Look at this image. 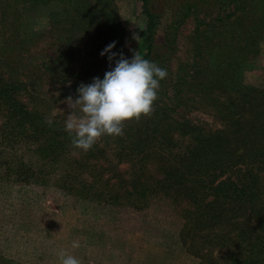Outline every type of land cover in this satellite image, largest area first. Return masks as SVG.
Returning <instances> with one entry per match:
<instances>
[{
	"label": "trees",
	"instance_id": "trees-1",
	"mask_svg": "<svg viewBox=\"0 0 264 264\" xmlns=\"http://www.w3.org/2000/svg\"><path fill=\"white\" fill-rule=\"evenodd\" d=\"M51 1L46 15L57 43L28 74L26 64L40 59L28 57L40 35L32 28L23 37L25 18L31 25L37 5ZM138 1L139 53L166 69L167 78L150 116L126 121L122 136L105 134L85 152L72 146L58 119L48 126L39 92L20 77L68 86L103 79L111 69L95 61L96 51L120 46L123 38L114 0H0V177L53 183L110 206L164 205L181 218L180 240L198 264H264V77L244 81L264 41V0H179L160 44L156 15L148 0ZM201 11L209 14L196 17ZM190 14L191 69L178 62L169 70L178 24ZM79 42L86 48L82 58ZM80 59L84 66L74 68ZM198 108L211 110L219 126L180 116ZM0 264L16 262L0 255Z\"/></svg>",
	"mask_w": 264,
	"mask_h": 264
},
{
	"label": "rangeland",
	"instance_id": "rangeland-1",
	"mask_svg": "<svg viewBox=\"0 0 264 264\" xmlns=\"http://www.w3.org/2000/svg\"><path fill=\"white\" fill-rule=\"evenodd\" d=\"M178 1L148 0V8L157 17V44L163 41V33L171 24V10ZM114 4L123 28V38L121 45L115 46L112 52L123 53L131 59L135 51H141L143 40L144 15L140 2L114 0ZM53 7L52 1L38 4L39 10L31 25L25 18L27 23L23 37L32 28L40 35L34 54H28L29 58L35 55L40 59L26 64L28 74L37 70L34 64L48 60L47 56L53 49L51 44L56 42L52 37L55 27L50 25L46 15ZM204 13L209 14L208 11H201L196 17ZM194 17L191 14L185 16L178 24L176 38L172 43L173 55L167 61L170 64L169 70L173 71L178 62L187 64L186 71L191 69L186 60L191 50ZM51 18L56 19V16ZM1 24L0 33L5 30ZM78 47L79 57L82 58L86 48L81 42ZM101 51H96L95 61L104 63L110 69L114 68L115 59L119 56L110 62L108 54L101 56ZM84 58L87 62L92 60L90 56ZM254 65V69L244 72V81L258 84L261 77H264V41L260 43L259 56ZM83 66L84 61L80 59L74 68ZM38 70L42 73L47 71L44 65ZM20 80L25 81L26 86H35L46 115L65 123L70 111L64 102L65 98L71 95L75 99L78 86L53 84L45 77L34 80V85L27 77H20ZM180 116L206 128L219 126V121L207 108L186 111ZM125 167L121 163L118 169L122 173ZM180 226L181 218L164 205L148 204L141 209L122 204L110 206L78 198L53 183H43L34 178L19 182L0 177V255L12 259L16 264H60L58 253L61 250L81 259L83 264H198L199 259L186 251L180 240ZM73 241H78L80 247L72 248Z\"/></svg>",
	"mask_w": 264,
	"mask_h": 264
},
{
	"label": "clouds",
	"instance_id": "clouds-1",
	"mask_svg": "<svg viewBox=\"0 0 264 264\" xmlns=\"http://www.w3.org/2000/svg\"><path fill=\"white\" fill-rule=\"evenodd\" d=\"M114 47L115 42L110 43L100 55L108 54L110 62L119 56L115 67L106 71L103 79L94 77L89 84L82 82L76 90L78 96L74 99L70 95L64 101L70 110L64 129L71 136L72 146L85 152L105 134L122 136L126 121L150 116L160 81L168 75L166 69L143 58L138 51L128 59L123 53L112 52ZM45 122L51 127L52 117ZM79 247V242L73 241L72 248ZM58 258L60 264H83L66 250H61Z\"/></svg>",
	"mask_w": 264,
	"mask_h": 264
}]
</instances>
